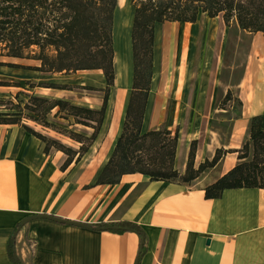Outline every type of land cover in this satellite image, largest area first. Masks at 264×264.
<instances>
[{
	"label": "crops",
	"instance_id": "obj_1",
	"mask_svg": "<svg viewBox=\"0 0 264 264\" xmlns=\"http://www.w3.org/2000/svg\"><path fill=\"white\" fill-rule=\"evenodd\" d=\"M220 18L213 20L215 32L211 24L205 30L208 53H202L203 43L195 41L188 24L180 25L184 32L179 37L163 23L155 25L152 82L142 124L144 133L161 127L178 130L174 169L181 175L192 145L194 169L219 149L226 151L220 161L189 182L153 181L133 173L118 183H96L122 133L134 80L132 24L123 43L114 26V61L119 52L122 68L115 62L102 125L80 160L64 169L65 153L46 154L44 143L23 128L0 125V264H13L7 243L16 226L39 214L90 226L48 218L30 221L16 235L25 264H135L144 237L97 226L119 221L136 223L145 232L147 251L140 264H264V190L230 188L218 198H205V188L239 163L238 150L250 138L252 118L261 117L264 129V35ZM210 33L215 34L212 43ZM88 73L91 77L79 82L91 84L83 88L103 91L105 75ZM57 96L48 98L95 110L104 100L101 95L96 101ZM149 106L182 112L174 117L170 111L149 123ZM71 117L61 119L70 122ZM69 128L86 137L94 133L93 127L75 121ZM80 145L70 147L78 151Z\"/></svg>",
	"mask_w": 264,
	"mask_h": 264
},
{
	"label": "trees",
	"instance_id": "obj_2",
	"mask_svg": "<svg viewBox=\"0 0 264 264\" xmlns=\"http://www.w3.org/2000/svg\"><path fill=\"white\" fill-rule=\"evenodd\" d=\"M118 0H0V67L33 70L36 72H102L107 80L103 105L100 110L71 105L68 101L32 95L24 108L35 115L22 116V109L12 111V101L0 99V125H21L27 133L44 142V152L53 149L67 155L63 168L77 162L96 139L102 125L109 90L114 84V13ZM135 7L132 27L134 80L126 110V120L114 151L100 173L98 184L120 182L125 174L140 173L153 181L180 179L189 182L205 170L214 167L226 153L217 150L212 160L194 169V147L186 173L174 169L178 144V130H151L142 132V124L149 97L152 74L155 25L165 22H196L200 13L210 18L222 17L228 25L236 19L249 32L264 35V0H129ZM43 87L69 88L70 85L40 83ZM12 86L0 80V87ZM231 97L229 92L226 102ZM8 104H5L7 103ZM225 104V103H224ZM4 106V107H1ZM21 103L18 104V107ZM42 108V110H39ZM67 109L76 123L91 126L94 133L86 137L72 132L81 143L76 152L55 140L21 124L22 118L42 120L45 126L50 112ZM36 116V117H34ZM95 122V125L91 123ZM239 163L214 183L205 188V198L215 199L230 188H261L264 190V129L261 117H253L250 138L238 150ZM20 224L14 230L17 231ZM25 226H22L21 233ZM97 226L117 233L136 232L144 237L136 263L140 264L147 251L145 232L136 223L119 221L99 223ZM117 226V229L108 228ZM17 236L7 243V253L13 264H25L18 253Z\"/></svg>",
	"mask_w": 264,
	"mask_h": 264
},
{
	"label": "rangeland",
	"instance_id": "obj_3",
	"mask_svg": "<svg viewBox=\"0 0 264 264\" xmlns=\"http://www.w3.org/2000/svg\"><path fill=\"white\" fill-rule=\"evenodd\" d=\"M118 1H117V8L114 13V26H115L114 30L116 32V38L119 37V40L121 41V43H123L124 40H126V38L124 37L127 36L126 32H128L129 26L132 24V27H133V17L135 13V7L129 0H120V4H118ZM211 20H214L217 22L219 20L221 21V18L219 17L215 19H212V18L210 19V17L206 16L205 14L200 13L198 15L196 22L194 23L167 22V23H163L162 25H165V26L167 25L166 31H169L170 27L168 25L170 23H180L181 25L188 24L191 26L198 23V30L192 31L191 35H193V38H196L195 41L198 42V44L203 43L202 53L204 52L208 53V50L210 48H209V45H205L207 43V36H208V35H205V30L207 29V26L210 25ZM162 25L161 23H158L159 27ZM117 30H118L119 36L117 35ZM115 32H114V39H115ZM183 32L184 31L182 29H177V31L173 35H175V37H179L180 35H183ZM257 33H260V32H257ZM188 53H191L192 55L195 53V50L192 49L188 51ZM119 55L120 54L118 52L117 57L115 58L114 64L116 62V64L122 68L123 61ZM6 69L7 68L0 67V80L9 82L12 86L0 87V99L3 98L5 99V101H12L9 104V107L11 106V104L14 105V109L12 110L13 112L16 110L22 109L23 111L22 116L35 115L31 110H27L24 108L25 104L30 102V97L32 95L48 98V96H50L51 94L58 93V96H57L58 98H61L62 96H67L70 99H79L81 101L82 100L96 101L99 95H101L102 97L104 96V91L96 90L95 88H90V87L83 88V86H90L89 84L91 83L79 82L82 78L88 79L89 77H91L88 71H77V72L66 73V72H36L33 70H24V69H11L10 70V68H8L7 70ZM84 75H86V78ZM40 83H44V84H47V83L57 84L58 83L60 85L71 84L72 87L49 88V87L40 86L42 85ZM69 91H72V92H69ZM110 91H111V88L109 90V94H111ZM49 99H52V98H49ZM19 103H21L20 107H18ZM5 104H8V102ZM240 105L241 103L237 102L236 108L239 109ZM1 107H4V106H1ZM38 109L42 110V108L40 109V107H38ZM60 109L61 107H56L50 112V115L47 118V122L51 124L50 126H45L42 120L40 119L38 120V118L36 119V121H34V120L27 119L24 117L22 118L21 124L29 126L34 131L41 133L42 135L52 140H55L56 142L66 147H70V146L72 147V145H76L77 141L73 138V135H72L73 131L69 128V124L71 121L76 122V120L73 116L70 118V122L67 119H61L65 115H68L67 114L68 108L65 110H60ZM174 110L175 111H173V109L152 108L149 106L147 109L146 120L148 121L149 119H152V117H156V118H161L163 116L166 117L168 113L170 114V111L173 113L174 117L175 116L178 117L182 112L181 109H174ZM54 117H58V119L57 118L53 119ZM53 120H55L57 123L53 122ZM150 121L151 120H149V123ZM17 126L23 128L21 125H17ZM79 128L85 129L82 127H79ZM163 128L164 127H161L160 129H163ZM80 147L78 151L77 150L75 151L79 152ZM52 151H56V150L53 149Z\"/></svg>",
	"mask_w": 264,
	"mask_h": 264
},
{
	"label": "water",
	"instance_id": "obj_4",
	"mask_svg": "<svg viewBox=\"0 0 264 264\" xmlns=\"http://www.w3.org/2000/svg\"><path fill=\"white\" fill-rule=\"evenodd\" d=\"M39 218H48V219H52L58 222H62V223H69L72 225H81V226H86L89 227L90 225L87 224H83V223H78V222H74V221H70V220H66V219H60L51 215H47V214H39V215H33L30 217H27L26 219H24L23 221H21L20 226L18 227L17 231L14 233V238L16 237L17 233L19 232V230L21 229L22 226L28 224L30 221L34 220V219H39ZM114 229H117L118 227H113ZM144 242V239H142V243Z\"/></svg>",
	"mask_w": 264,
	"mask_h": 264
},
{
	"label": "bare ground",
	"instance_id": "obj_5",
	"mask_svg": "<svg viewBox=\"0 0 264 264\" xmlns=\"http://www.w3.org/2000/svg\"><path fill=\"white\" fill-rule=\"evenodd\" d=\"M118 4H120V0L118 1ZM211 25H210V29L213 31V32H215V27H216V25L214 24V21L213 20H211V23H210ZM181 24L180 23H170L168 26L170 27V31H171V33H172V35L177 31V29H181V26H180ZM165 27H167V26H165ZM187 27H189V28H191L192 29V31H194V30H198V23H196V24H194V25H192V26H190V25H188ZM214 33H210L209 34V42L210 43H212L213 41H214Z\"/></svg>",
	"mask_w": 264,
	"mask_h": 264
}]
</instances>
